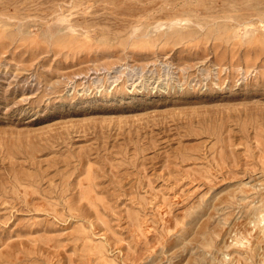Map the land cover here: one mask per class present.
<instances>
[{
    "label": "rangeland",
    "instance_id": "1",
    "mask_svg": "<svg viewBox=\"0 0 264 264\" xmlns=\"http://www.w3.org/2000/svg\"><path fill=\"white\" fill-rule=\"evenodd\" d=\"M0 264H264V0H0Z\"/></svg>",
    "mask_w": 264,
    "mask_h": 264
}]
</instances>
